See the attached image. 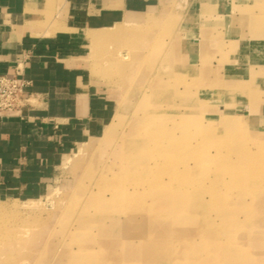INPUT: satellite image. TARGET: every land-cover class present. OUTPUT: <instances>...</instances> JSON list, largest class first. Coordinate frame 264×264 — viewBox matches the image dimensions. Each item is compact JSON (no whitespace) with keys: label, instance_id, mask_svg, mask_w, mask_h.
I'll list each match as a JSON object with an SVG mask.
<instances>
[{"label":"rangeland","instance_id":"obj_1","mask_svg":"<svg viewBox=\"0 0 264 264\" xmlns=\"http://www.w3.org/2000/svg\"><path fill=\"white\" fill-rule=\"evenodd\" d=\"M177 15L102 46L114 114L40 196L0 194V264H264L262 95L226 83L218 45L194 74L165 58Z\"/></svg>","mask_w":264,"mask_h":264},{"label":"crops","instance_id":"obj_2","mask_svg":"<svg viewBox=\"0 0 264 264\" xmlns=\"http://www.w3.org/2000/svg\"><path fill=\"white\" fill-rule=\"evenodd\" d=\"M179 10L182 36L161 44L164 57H183L194 74L218 45L220 75L261 94L264 113V0H0V76L29 83L23 110L0 114V194L40 196L62 158L102 133L116 92L100 77L122 67L113 58L104 74L100 49Z\"/></svg>","mask_w":264,"mask_h":264},{"label":"built area","instance_id":"obj_3","mask_svg":"<svg viewBox=\"0 0 264 264\" xmlns=\"http://www.w3.org/2000/svg\"><path fill=\"white\" fill-rule=\"evenodd\" d=\"M28 85L16 77L0 76V114L23 110L28 98L25 92Z\"/></svg>","mask_w":264,"mask_h":264},{"label":"bare ground","instance_id":"obj_4","mask_svg":"<svg viewBox=\"0 0 264 264\" xmlns=\"http://www.w3.org/2000/svg\"><path fill=\"white\" fill-rule=\"evenodd\" d=\"M244 239V238H243ZM233 240H234V238H233ZM236 242V241H235ZM233 252V251H232ZM236 254V253H235ZM238 254V253H237ZM239 255V254H238ZM233 256V255H232ZM245 257V256H244ZM172 259V258H171ZM244 261V260H243ZM232 263V262H231ZM234 264V263H233Z\"/></svg>","mask_w":264,"mask_h":264}]
</instances>
